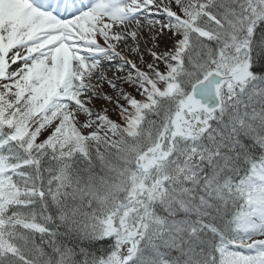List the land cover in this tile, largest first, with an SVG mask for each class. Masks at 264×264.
Here are the masks:
<instances>
[{"label": "snow or ice", "instance_id": "1", "mask_svg": "<svg viewBox=\"0 0 264 264\" xmlns=\"http://www.w3.org/2000/svg\"><path fill=\"white\" fill-rule=\"evenodd\" d=\"M0 264H264V0H0Z\"/></svg>", "mask_w": 264, "mask_h": 264}]
</instances>
